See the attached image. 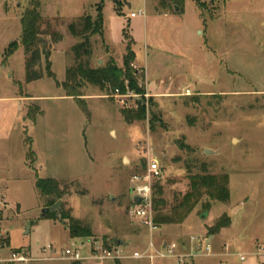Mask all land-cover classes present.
<instances>
[{
	"label": "rangeland",
	"instance_id": "1",
	"mask_svg": "<svg viewBox=\"0 0 264 264\" xmlns=\"http://www.w3.org/2000/svg\"><path fill=\"white\" fill-rule=\"evenodd\" d=\"M45 1L11 0L9 6L0 0V51L14 40L20 42V15L38 3L43 15ZM123 1L119 12L115 2L103 1L104 27L101 35L92 37L91 65L114 59L122 66L124 42L132 39L133 67L145 92H130L126 104L116 93L86 85L82 92L87 114L53 78L25 85L22 56L8 62L0 56V95L35 97L25 114L24 103H0V222L10 238L7 249L41 258L34 264H208L206 245L213 249L217 242L208 227L229 215L234 205L242 208L229 216L233 227L219 243L264 240V0ZM52 2L61 16H75L67 21L43 15V30L51 26L64 38L53 45L51 60L57 79L65 80L64 56L69 57L68 66L73 65L71 49L80 41L68 25L84 11L95 18L101 0ZM141 8L145 16L131 18V12ZM65 33L71 39H65ZM42 69L46 72L44 57ZM140 102L147 106V118L128 123L123 109H137ZM30 145L35 155L28 157ZM207 148L213 152L207 154ZM150 158L163 167L155 184L163 186L167 210L189 190V175L205 170L229 174L230 200L213 201L204 211L205 197L183 223L150 230L128 213L131 179L147 168ZM39 178L60 180L61 212L79 219L91 237H73L55 212L42 216L50 201L37 185ZM123 234L124 243L117 246L125 259H48L61 257L73 243L88 255L95 241L110 243ZM152 239L157 248L175 243L183 260L130 256L147 250ZM48 245L56 253L43 250Z\"/></svg>",
	"mask_w": 264,
	"mask_h": 264
},
{
	"label": "trees",
	"instance_id": "2",
	"mask_svg": "<svg viewBox=\"0 0 264 264\" xmlns=\"http://www.w3.org/2000/svg\"><path fill=\"white\" fill-rule=\"evenodd\" d=\"M38 1V0H36ZM104 0L97 5V14L93 18L91 14L82 15L73 20L68 25L71 35L80 38V41L72 46L71 52L75 54L73 65L66 69L65 80L57 79L52 69L51 55L52 48L56 42L63 39L62 34L55 30H43V15L40 11V4L32 5L27 8L21 18L22 34L19 41H14L7 49L8 56L12 55L21 45L26 53L25 70L26 82L40 80L48 76L56 80V85L65 89L66 95L73 97L78 101L85 113L89 114L85 104L83 88L86 85H93L104 93L117 90L123 93L132 91L135 94L144 93L145 87L139 83L140 72L134 69L133 64L136 60V51L132 48V39H128L126 54L123 56V64H119L110 59L104 65L96 67L91 65V58L94 54L92 37L102 34L105 18H103ZM117 5V11H121L124 4L123 0H112ZM169 2L180 4L185 0H167ZM49 35L51 38H46ZM50 41V42H47ZM52 46V47H51ZM45 58V69H42V59ZM128 123L147 118V106L140 102L137 109H126L122 111ZM32 141V140H31ZM28 157L35 155L31 145L29 146ZM30 166L33 167L30 163ZM34 168V167H33ZM190 187L186 193L176 197L175 203L167 210L168 200L163 197V186L158 183L154 186L153 215L154 222L159 227L162 225H175L183 223L193 212L196 206L201 203L205 197L208 201L203 203L204 211L211 208L213 201L227 202L230 200V180L229 174H216L205 170L203 173H191L189 175ZM37 185L42 194L48 197L49 205L55 204L62 197L60 180L54 178H39ZM60 217L64 224L69 228L73 237H91L93 234L90 229L82 226L79 219L71 217L65 211L61 212ZM231 224L228 214H225L215 225L209 226L210 234L219 233L223 228ZM117 240V239H116ZM114 240L113 243L116 242ZM10 238L7 239L9 244Z\"/></svg>",
	"mask_w": 264,
	"mask_h": 264
},
{
	"label": "built area",
	"instance_id": "3",
	"mask_svg": "<svg viewBox=\"0 0 264 264\" xmlns=\"http://www.w3.org/2000/svg\"><path fill=\"white\" fill-rule=\"evenodd\" d=\"M145 8L139 9L137 12H132L131 17H137L138 15L145 16ZM130 92L121 94L119 90L116 91V96L122 100V103H127L124 99L126 96H130ZM189 93V90L187 91ZM147 168L141 172V174H134L132 177L133 187H132V196L133 202L129 207L128 213L134 218H138L148 224L150 226V230H155L159 228L154 222L153 215V195H154V186L155 181L158 180L159 177L163 174V167L160 165L158 159L150 158ZM135 197H139L142 199L140 203L135 202ZM7 231L4 229L2 223L0 222V264H34L35 262L41 260V258L33 257L29 251H24L21 249H7V239L9 235H7ZM161 248H157L154 239L151 240L150 245L147 250L143 251V253L135 252L133 255H130L136 259L147 258L150 261H154L155 259L166 258V257H179V260L182 261V256L176 254V244L163 242L160 246ZM50 249L54 253L52 245H48L44 247L43 250ZM88 255H84L82 249H80L79 245L73 243L72 246L64 249L62 251L61 257H48V259H61L65 258L72 262L78 263L83 260H122L125 259V255L117 245L107 246L103 242L95 241L89 248ZM206 250L209 253L212 250V246L210 244L206 245Z\"/></svg>",
	"mask_w": 264,
	"mask_h": 264
},
{
	"label": "crops",
	"instance_id": "4",
	"mask_svg": "<svg viewBox=\"0 0 264 264\" xmlns=\"http://www.w3.org/2000/svg\"><path fill=\"white\" fill-rule=\"evenodd\" d=\"M4 1L5 0H2L1 4H3ZM6 1H8V4H9V2H11V0H6ZM44 1L45 0H43V2ZM52 1L53 0H46L45 1L46 4H45V6L43 8V13H44L43 15L44 16H48V17H51V18L61 17V18L65 19V20H67V21L72 20L73 18H75L74 15H70V14L66 15V13L64 14L65 16H61L59 11L56 10V8H54L56 4L53 3ZM97 5H96V9H97ZM9 6H10V4H9ZM1 8L2 7L0 6V9ZM84 13H85V11L83 13H81L80 15L76 16V17L82 16ZM22 15H20V17L17 20V21H19V27H21V21L20 20L22 18ZM134 18H136V17H134ZM21 34H22V32H21ZM21 34H20V37H21ZM65 36H66L65 39L66 38L67 39H71V37H69L66 33H65ZM62 40H60L57 43L61 44L63 42ZM72 40H69L68 47L69 46L71 47L72 44L74 43V40L73 41ZM14 41L9 43L6 46V48H4L3 51H0V56H2V58L7 60V62H8V60L13 58V57H15V55L16 56L19 55L20 57L22 56L24 58V63H25V61H26V53L24 51V47H22L21 45L16 50L17 52L15 51L12 55L8 56L7 54H5L7 49H8V47ZM71 41H72V43H71ZM58 46H60V45H58ZM126 46H127V42H124L125 49H126ZM61 48L59 47V51L61 53L65 54L64 50H61ZM54 50H56V49H53L52 52ZM52 55H53V53H52ZM52 55H51V57H52ZM67 58H68V60H67ZM64 59H65V62L67 61L66 64H65V67H64V69H66L67 66L70 63V60H69V57L67 55L64 56ZM51 62H52V60H51ZM99 63L100 64L102 63V61L100 59H99ZM135 64H136V62H134L133 65H135ZM52 66H53V63H52ZM25 80H26V78H25ZM16 81H18V80H16ZM60 81H63V80H60ZM19 83H22V82L19 81ZM30 83H33V82H30ZM13 85H15V83ZM25 85H27V82L25 83ZM17 88H18V86H17ZM148 89L149 90H153L150 87V85L148 86ZM15 94H16V97H10V98L9 97L8 98H4V97H2V95H0V103H8V101H12V102L15 101V102H19V103L20 102L24 103L22 112H23V114L27 113L28 106L30 105V103H34V101H35L34 98L35 97L32 96L31 94H24V95H20V93H15ZM152 95H154V94H152ZM236 207H241V205H234L228 211H230L232 209H235ZM241 208H239V210H241ZM232 227H233V221L231 222V224L229 226L223 228L219 233L209 234V236H211L212 239L217 240V242H215V244L213 245V249H212L213 251L211 250L208 253V255H210V259H209V261L207 263L209 264V262L211 261L212 264H239V262H241V264H264V240L261 241L260 238H258L257 240H255V238H251V239H249L247 241H242V242H240L241 241L240 240V241H237V243H235V244L233 242H229V243L225 242V244H223L222 242L219 243V241H224L223 238H224V233H225L226 229H231ZM123 236L125 237L126 235L123 234L119 238L118 237L113 238L112 241L114 242V240H116V239L117 240L121 239L124 242V239H123L124 237ZM206 236H207V234H206ZM209 236H207V237H209ZM219 237H220L221 240L220 239L218 240ZM98 242H103L105 245H107L109 247L113 243V242L106 243L103 240L102 241H98ZM114 245H116V244H114ZM201 248H202V246H199V245L197 246V249H201ZM245 248H247V250H244ZM94 260H97V259H94ZM237 260H239V262ZM118 264H121V263L118 262Z\"/></svg>",
	"mask_w": 264,
	"mask_h": 264
},
{
	"label": "water",
	"instance_id": "5",
	"mask_svg": "<svg viewBox=\"0 0 264 264\" xmlns=\"http://www.w3.org/2000/svg\"><path fill=\"white\" fill-rule=\"evenodd\" d=\"M130 5V3H129ZM211 152H213V150L207 148V154H210ZM111 198H113V195H111ZM135 202L136 203H140L142 201V199H140L139 197H135ZM62 201L61 199L54 205L50 206V207H46L43 209V217L47 215L48 212H55L57 214L58 217H60L61 214V210H62ZM240 207H236L235 209H232L229 211V216L233 215L234 211L239 210ZM205 216V215H204ZM116 245H122L124 242L121 239L116 240Z\"/></svg>",
	"mask_w": 264,
	"mask_h": 264
}]
</instances>
